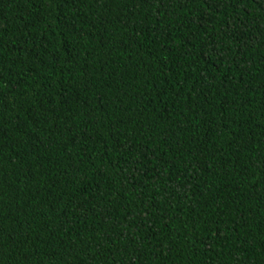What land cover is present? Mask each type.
Returning <instances> with one entry per match:
<instances>
[{
    "label": "trees",
    "instance_id": "1",
    "mask_svg": "<svg viewBox=\"0 0 264 264\" xmlns=\"http://www.w3.org/2000/svg\"><path fill=\"white\" fill-rule=\"evenodd\" d=\"M0 264H264V0H0Z\"/></svg>",
    "mask_w": 264,
    "mask_h": 264
}]
</instances>
